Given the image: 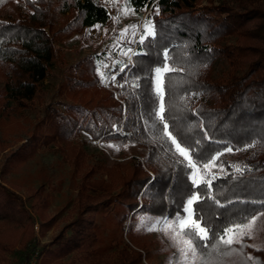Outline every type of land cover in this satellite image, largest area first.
Here are the masks:
<instances>
[{"label":"trees","instance_id":"16d2710c","mask_svg":"<svg viewBox=\"0 0 264 264\" xmlns=\"http://www.w3.org/2000/svg\"><path fill=\"white\" fill-rule=\"evenodd\" d=\"M70 2L80 15L83 28L104 26L111 19L108 9L95 0H0V67L7 78L4 88L8 102L21 106L37 98L40 85L57 60L52 37L56 15L62 7L69 13ZM130 2L138 13L153 10L158 35L155 40L149 37L144 45H137L133 65L125 71L116 69L118 82L123 85L120 92L125 95L124 105L86 116L83 110L73 107L67 114L74 119L56 116L60 120L56 131L65 132L70 127V138H74L85 130L105 144L120 148L135 145L139 149L129 159L131 174L117 179L118 186L104 179L85 183L90 177L84 178L79 217L70 225L72 235L62 237L64 243L53 245L55 259L96 248L100 229L105 226L103 220L109 225L117 224L135 241L144 222L152 218L172 219L181 213L182 198L189 187L188 169L178 163L183 158L174 146L170 147L159 131L148 127L153 106L150 68L159 66L164 49L173 57L171 66L184 69L173 73L182 82L180 86L166 94L171 105L168 120L174 124L171 130L181 134L182 146L190 145L194 150V158L201 161V172L208 157L223 153L217 160L223 170L211 171L216 177L211 192L219 204L207 200L200 206L209 226L219 230L232 222H241L249 214L236 210L241 205L260 206L264 210L259 202L248 199L246 192L245 199L233 195L236 185L252 188L264 184V0H229L214 9L198 8L199 0ZM233 38L235 46L228 44ZM141 52L149 55L142 56ZM220 58L230 63L231 71L227 79L216 80L212 66ZM137 82L139 87H134ZM249 144L255 146L246 147ZM235 166L245 169L243 176L236 173ZM108 173L112 178L113 172ZM198 191L207 193L203 185ZM20 204L22 201L14 193L0 187L3 221L15 222L17 215L24 213L19 211ZM86 214L101 216L103 222L85 219ZM30 221L27 217L20 223ZM152 224L153 221L146 225ZM243 244L246 246L242 252L232 257L235 262L227 263V258L225 264H264V247L255 245L248 237ZM6 250L0 241V254ZM94 250L87 256L101 263L105 251ZM120 255L122 264H144L138 250L123 249Z\"/></svg>","mask_w":264,"mask_h":264},{"label":"rangeland","instance_id":"374dc122","mask_svg":"<svg viewBox=\"0 0 264 264\" xmlns=\"http://www.w3.org/2000/svg\"><path fill=\"white\" fill-rule=\"evenodd\" d=\"M95 1L103 4L111 15L104 26L83 28L71 2L69 13L65 12L66 7L60 8L52 33L57 60L33 101L20 106L6 100L7 78L0 67V187L14 193L22 201L19 211H24L17 213L15 222L0 218V241L8 249L1 252L0 264H28L29 259L30 264H122L120 252L123 249L142 252L144 264H178L177 250L169 239L159 230H148L149 227L159 228L155 224L157 219L141 224L139 235L132 241L127 231L122 232L117 224L109 225L107 220L94 214H86L84 218L105 222L99 232L100 243L94 248L96 251L109 248L104 250L101 263L87 256L88 252L95 251L90 248L83 253L54 258L53 245L64 243L62 237L72 235L70 225L79 217L80 186L86 181L84 178L90 177L85 183L104 179L118 186L117 179L131 174L129 159L139 149L135 145L120 148L105 144L85 130L74 138H70V127L65 128V132L56 131V124L60 122L56 116L74 119L72 114H67L73 107L83 110L86 116L124 105L125 95L120 92L122 87L116 69L125 71L128 65L134 64L143 25L146 21L154 25L151 8L138 13L130 0ZM224 1L229 0H199L197 6L214 9ZM125 5L128 14L123 13ZM131 26H136L135 35ZM125 28L128 32L122 35ZM235 42L233 38L228 44L235 46ZM230 71V63L220 58L212 66V77L227 79ZM218 170L220 167L211 169ZM109 171L113 172L112 178ZM197 178L200 179L199 174ZM245 192L250 200H264V184L233 188L235 197L245 199ZM236 210L264 212L260 206L250 204L238 206ZM21 217H30V223L21 225ZM151 221L152 225H146ZM256 224L258 231L252 241L264 247V215ZM35 252L37 254L32 256ZM230 262L234 263L235 258L227 260Z\"/></svg>","mask_w":264,"mask_h":264},{"label":"snow or ice","instance_id":"6c2138e0","mask_svg":"<svg viewBox=\"0 0 264 264\" xmlns=\"http://www.w3.org/2000/svg\"><path fill=\"white\" fill-rule=\"evenodd\" d=\"M128 7L125 5L123 9L124 14H128ZM159 9H157V14ZM133 35H135L136 26H131ZM128 32V28L122 30V35ZM156 28L151 24V21H146L143 25V33L139 38L141 45L151 37L153 40L157 37ZM140 55L148 56V52H141ZM173 57L168 49H164L161 53L159 66L150 68L152 75L150 77L151 95L153 98V106L151 109V124L149 128L159 131L163 138L170 142V147L174 146L175 151L183 159L178 161L181 165L188 169L187 176L189 179V187L185 192L181 202V213H177L172 219L161 218L155 221L159 228L149 227V231L159 230L165 235L171 246L176 248L178 256V264H225L227 258L239 255L243 248L245 237L252 238L254 233L258 231L256 221L264 212H255L245 215L243 220L239 223L232 222L219 230H214L209 226L208 221L202 214L201 204L204 201L211 200L216 204L219 201L212 195V180L215 175L211 173L213 167H220L216 161L223 153H216L207 158L202 164L203 172H201V161L194 158V150L191 146H182L184 139L179 132L173 133L171 130L174 124H170L167 113L171 105L166 101V94H171L173 89L180 86L181 81L174 78L173 73L184 71L181 68H174L171 66ZM123 71L124 69H120ZM103 75V74H101ZM114 79V77H113ZM123 87V85H120ZM139 87L138 82L133 85ZM193 95H196L193 93ZM197 144L200 141H196ZM254 144H249L246 147H254ZM111 147V146H110ZM228 152L232 148L225 149ZM235 171L240 176H243L245 169L235 166ZM198 174L200 179L197 178ZM201 185L207 189V193L198 191ZM255 203V202H254ZM264 206V200L259 201ZM239 245V249L234 247ZM246 259L251 260L252 257Z\"/></svg>","mask_w":264,"mask_h":264}]
</instances>
